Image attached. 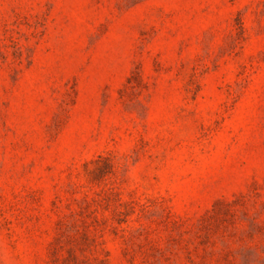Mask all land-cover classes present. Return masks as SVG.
Listing matches in <instances>:
<instances>
[{"label": "rangeland", "instance_id": "rangeland-1", "mask_svg": "<svg viewBox=\"0 0 264 264\" xmlns=\"http://www.w3.org/2000/svg\"><path fill=\"white\" fill-rule=\"evenodd\" d=\"M0 264H264V0H0Z\"/></svg>", "mask_w": 264, "mask_h": 264}]
</instances>
